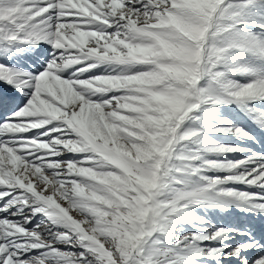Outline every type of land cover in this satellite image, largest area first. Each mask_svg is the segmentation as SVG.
<instances>
[{
	"label": "snow or ice",
	"instance_id": "obj_1",
	"mask_svg": "<svg viewBox=\"0 0 264 264\" xmlns=\"http://www.w3.org/2000/svg\"><path fill=\"white\" fill-rule=\"evenodd\" d=\"M17 45L0 264H264V0H0Z\"/></svg>",
	"mask_w": 264,
	"mask_h": 264
},
{
	"label": "rangeland",
	"instance_id": "obj_2",
	"mask_svg": "<svg viewBox=\"0 0 264 264\" xmlns=\"http://www.w3.org/2000/svg\"><path fill=\"white\" fill-rule=\"evenodd\" d=\"M40 46V45H39ZM44 48L48 47V45H43ZM41 47V46H40ZM32 45H23L20 47L19 45L14 46V51L9 52L7 55L0 54V63H6L12 65L14 67H23L31 69L35 65V61L31 58L33 56V52L30 50ZM238 79H242V77H237ZM222 112L225 115H228L230 118H233L237 123H245L252 124V121L248 118V116L241 111L237 105H225L222 108ZM252 127H255L253 124ZM263 134V133H262ZM217 139H221L224 143H242V141L238 137H217ZM237 154H233L234 158H236ZM214 214H223L225 216L237 217L240 219H244L245 213L241 211V209L236 207H231L226 210L221 209H213ZM254 214L248 213V216H253ZM264 217L260 219H256L253 223H257L259 221H263Z\"/></svg>",
	"mask_w": 264,
	"mask_h": 264
},
{
	"label": "bare ground",
	"instance_id": "obj_3",
	"mask_svg": "<svg viewBox=\"0 0 264 264\" xmlns=\"http://www.w3.org/2000/svg\"><path fill=\"white\" fill-rule=\"evenodd\" d=\"M1 86V85H0ZM1 89V88H0ZM13 95H16L15 93H13Z\"/></svg>",
	"mask_w": 264,
	"mask_h": 264
}]
</instances>
